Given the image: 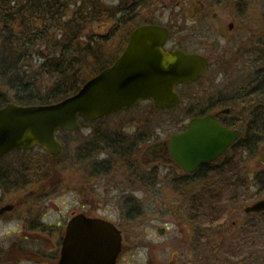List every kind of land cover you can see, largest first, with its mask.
<instances>
[{
  "label": "flooded vegetation",
  "instance_id": "af4514ba",
  "mask_svg": "<svg viewBox=\"0 0 264 264\" xmlns=\"http://www.w3.org/2000/svg\"><path fill=\"white\" fill-rule=\"evenodd\" d=\"M198 2L200 6L194 8L191 18L195 21L204 18L208 9ZM233 25L228 27L229 34ZM166 27L171 35L165 52L181 50L210 60L199 81L177 87L182 97V88L199 84L221 59L216 58L212 48L189 51L186 42L174 39L173 27ZM127 45L128 42L121 54ZM195 104L187 109L196 113L192 118L216 115L222 110L195 112L200 103ZM235 118L229 112L219 115L217 122L240 131L238 140L217 159L198 164L194 171L186 170L173 156L172 143L174 134L187 131L191 119L172 134L164 126L157 130L148 123L133 126L135 130L129 135L134 141L126 147L132 159L129 168L103 167L106 159H102V138L94 134L102 133L96 128L106 125L108 129L114 124L107 121L84 122L90 130L78 148L81 161L95 158V162L78 171L77 177L71 174L72 170L52 168L67 149L61 137L58 139L63 151L58 156L41 147L1 156L0 264H59L71 222L79 215L113 225L121 233L122 248L116 264H264V212L247 214L229 223L228 217L214 216L212 204L202 201L206 193H245L250 175V187L254 185L252 178L256 173H247L243 160L236 163L231 159L232 155L237 156L235 152L245 153L243 146L238 145L245 140ZM68 133L73 132H63ZM166 189L179 192V199H153ZM136 191L142 192V198L132 195ZM137 209L141 211L135 213ZM30 242L38 244L29 247Z\"/></svg>",
  "mask_w": 264,
  "mask_h": 264
},
{
  "label": "water",
  "instance_id": "95a60500",
  "mask_svg": "<svg viewBox=\"0 0 264 264\" xmlns=\"http://www.w3.org/2000/svg\"><path fill=\"white\" fill-rule=\"evenodd\" d=\"M170 30L146 24L133 30L124 53L109 67L89 79L80 90L59 102L0 108V157L13 150L41 147L59 155L60 131H75L81 120L96 121L151 100L158 108H173L180 96L176 86L199 80L209 59L183 51L165 52ZM194 118L185 133L173 136L174 155L186 170L217 159L240 136L217 117ZM264 163V156L262 161ZM248 214L264 212V199L248 206ZM121 233L99 220L75 217L64 242L59 264H116L122 246Z\"/></svg>",
  "mask_w": 264,
  "mask_h": 264
},
{
  "label": "trees",
  "instance_id": "16d2710c",
  "mask_svg": "<svg viewBox=\"0 0 264 264\" xmlns=\"http://www.w3.org/2000/svg\"><path fill=\"white\" fill-rule=\"evenodd\" d=\"M142 1L131 0L127 4L126 0H119L116 11H133ZM218 1L224 3L226 0ZM234 5L240 18L239 25L242 26L238 32L242 35L238 36L229 56L233 63L239 60L243 62L244 59V73L238 80L231 81V93L221 100L223 107L231 108L243 132L245 141L238 142V145L243 146L249 159L258 158V148L264 140V0H235ZM115 15L112 7L105 9L99 0H0V107L9 102L19 105L50 104L76 93L81 87V70L76 69V63L86 67L93 62L89 71L94 76L114 60V57L111 58L114 51L94 47V39L84 32L92 21L100 18L111 20ZM37 47L48 48V55L43 56L45 61L37 66L39 72L49 77L58 76L70 84L67 88H62L61 83L58 87L55 85L42 91L40 85H34L27 79L26 70L31 69L26 64L33 61ZM153 110L156 111L155 108ZM96 130H101V127ZM94 136L102 138L104 153L107 151L110 156L116 157L106 158L103 167H113L117 163L120 169L129 168L132 159L130 150L126 148L128 141L125 142L123 135L118 134L115 139L108 133H95ZM81 153L77 149L79 157H82ZM245 168L247 170V166ZM250 177L245 194L250 190ZM252 181L256 190L251 197L246 196L251 201L257 199L260 193L264 194V167L254 175ZM230 193L233 195L229 198L232 203L241 197ZM213 196L212 202L216 204L219 196ZM221 213V217L226 216L224 211ZM219 215L215 214L216 217Z\"/></svg>",
  "mask_w": 264,
  "mask_h": 264
},
{
  "label": "rangeland",
  "instance_id": "374dc122",
  "mask_svg": "<svg viewBox=\"0 0 264 264\" xmlns=\"http://www.w3.org/2000/svg\"><path fill=\"white\" fill-rule=\"evenodd\" d=\"M102 3V6L107 9L112 7L115 12V18L108 20L100 18L99 20L92 21L90 25L85 30L84 34L87 37L93 38L92 42L94 47L101 48L103 51H114L111 54V58L116 59L120 54V51L124 48V44L128 42V37L134 28L139 25L155 22L164 26H171L173 30L176 31V37L186 42L187 49L189 51H194L196 49L202 48H212L215 52L216 58L221 59V63L218 66L211 67L203 80L199 84H195L192 87L182 88V102L177 109L167 112L155 111L149 103L141 104L140 108L132 109L121 114H115L110 116L108 119L104 120L107 122H113L111 126H108V129L105 126H101L103 134L111 135L114 139L118 134H121L122 137L129 143H133V136L130 137L134 127L139 124L141 127L143 123H148L152 126L153 130L160 129V127L165 128L170 134L174 133L175 129L183 126L184 123L187 124L195 113L192 114L187 112L188 107L195 105L199 102V107H195V112L198 110H217L223 108L222 100L225 95L231 93V81L242 76L244 71H242L243 62L239 60L238 62L233 63L229 54L235 48L236 40L238 36L242 35L239 31L240 18L237 16L235 11V0H226L224 3H220L218 0H199L207 6L206 16H203L200 21H195L192 18L194 8H199L200 4L198 0H144L142 1L137 8L133 11H123L118 13L116 10L119 5V0H99ZM140 1V0H139ZM83 2V1H82ZM127 4L131 3V0H126ZM126 4V5H127ZM195 5V6H194ZM74 7L71 8L74 9ZM204 20V21H203ZM230 24H234V30L232 34H229L228 27ZM242 28V26L240 27ZM181 30V32H179ZM260 33H262L260 31ZM258 37L255 33V38ZM89 40V39H88ZM254 41V38L252 39ZM1 45V37H0ZM37 50V51H36ZM101 53V50H99ZM33 52V51H32ZM42 52V53H41ZM33 61L27 63L31 70L27 71V79L30 80L34 85H40L42 91H46L50 87L55 85H61L62 88H67L70 85L68 82H64L58 76L49 77L39 72L37 66L45 61L44 55H48V48L37 47L34 49ZM247 61V60H245ZM27 66V67H28ZM86 67H80L76 63V69L81 70L79 76V86L83 85L86 80L90 79L93 75L89 68L93 67V62H89ZM25 69H28V68ZM72 78V77H71ZM28 82V81H27ZM238 114V113H236ZM244 114H242L243 116ZM246 117V115H244ZM244 120H242L243 122ZM245 124V121H244ZM83 130L76 131L75 133H68L61 136V139L67 144V149L55 162L53 169L63 170L68 169L72 170L71 174L79 175L78 171L84 170L85 168H90L95 162V158L86 159L87 162L81 161L82 157L77 155V149L82 146V138L88 134L90 130L89 126L82 125ZM106 128V129H105ZM87 132V134H86ZM128 137L127 139L125 137ZM243 136V135H242ZM130 137V138H129ZM125 141V142H126ZM258 158L252 157L249 159L246 152H235L237 156H231V159L238 163L241 160L242 164L247 166V170L250 173H257L263 168L261 164V159L264 154V140L258 148ZM234 154V152H231ZM82 154V153H81ZM116 158L115 155L105 152L102 156L103 158ZM115 160V159H114ZM241 163V162H240ZM114 165H117L115 163ZM118 169H120L118 167ZM78 173V174H77ZM74 178V177H73ZM256 190L255 185L249 190V193L244 192H235V194L241 196L240 199L235 203L230 202V199L233 195L230 192H217V193H208L209 196L214 197L213 195H218V201L216 204H213L214 198H210L205 194L204 201L207 204H212L214 209L213 214H222L224 211L226 213L225 217H228L229 223L238 219L246 217L244 209L247 205L252 204L255 200L264 198V194L257 195V199L250 200L249 197L252 196ZM155 193H151L153 195ZM119 195H122V192H119ZM136 197L142 198V192H134L132 194ZM180 196L177 191L164 190L163 192L157 193L154 195L153 199L165 200V201H176ZM179 199V198H178ZM201 199V197L199 198ZM121 200V199H120ZM124 200V199H123ZM141 210L135 211V213L140 212ZM205 211V210H204ZM207 212V211H206ZM143 216V215H138ZM220 216V215H219ZM221 217V216H220ZM38 243L30 242L29 247H35ZM46 247V246H45ZM48 247V246H47ZM249 248V247H248Z\"/></svg>",
  "mask_w": 264,
  "mask_h": 264
}]
</instances>
